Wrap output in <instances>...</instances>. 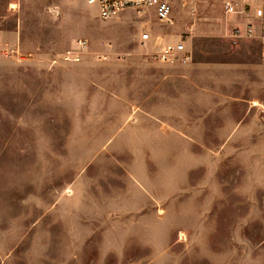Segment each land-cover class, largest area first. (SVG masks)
Returning <instances> with one entry per match:
<instances>
[{
    "label": "rangeland",
    "instance_id": "374dc122",
    "mask_svg": "<svg viewBox=\"0 0 264 264\" xmlns=\"http://www.w3.org/2000/svg\"><path fill=\"white\" fill-rule=\"evenodd\" d=\"M228 1L163 24L0 0L23 54L0 52V264H264V41L231 36ZM181 40L168 70L156 43Z\"/></svg>",
    "mask_w": 264,
    "mask_h": 264
},
{
    "label": "built area",
    "instance_id": "2783aa9c",
    "mask_svg": "<svg viewBox=\"0 0 264 264\" xmlns=\"http://www.w3.org/2000/svg\"><path fill=\"white\" fill-rule=\"evenodd\" d=\"M86 4L94 9L102 20H108L117 17L125 11H134L140 15L147 12H153L156 19L163 24L171 23L174 11L173 0H86ZM224 12L226 16H235L240 20H247L248 23L242 27L241 22L232 31L234 39H253L257 34V26L252 22L258 21V27L262 30L264 39V0H230L224 4ZM144 46L151 42V36L146 33L141 37ZM88 42L79 40L76 43V51H67L58 61L52 62L53 66L59 61L67 63H76L81 60L82 53L86 50ZM159 46L158 60L164 65L189 64L192 56L188 52L185 42L179 41L176 44L165 43ZM0 52L7 58H14L22 61L23 54L20 48L13 44L5 42L0 35ZM262 62L264 63V51L262 53Z\"/></svg>",
    "mask_w": 264,
    "mask_h": 264
},
{
    "label": "crops",
    "instance_id": "0c3cea01",
    "mask_svg": "<svg viewBox=\"0 0 264 264\" xmlns=\"http://www.w3.org/2000/svg\"><path fill=\"white\" fill-rule=\"evenodd\" d=\"M226 19H228V20H230L231 22H232V31H233V29L237 26V24L239 23V22H241V24H242V27L244 28V26L248 23V21L247 20H244V19H242V20H240L238 17H235V16H226ZM256 26H257V34H256V37H254L253 39L254 40H261V41H264V39H263V33H262V30L260 29V27H258V21L257 20H253L252 21ZM232 31H231V36H232ZM243 39H246V38H243ZM187 48V47H186ZM188 50V49H187ZM190 54H191V56H192V53L190 52V51H188ZM192 59H193V56H192ZM261 59H262V56H261ZM191 64V62L189 63V64H186V65H183V64H178V65H174V66H171V65H163L164 67L166 66H168V67H171V69H169L168 68V70H173V71H175V70H181V69H176V68H180V67H188L189 65ZM164 67H162V68H164ZM172 68H174V69H172ZM184 69H182V71H183ZM186 71L185 72H190L189 70L190 69H185ZM186 80H191V79H189V78H187V79H184V81H186ZM182 81V80H181ZM190 84H192L191 82H190Z\"/></svg>",
    "mask_w": 264,
    "mask_h": 264
}]
</instances>
